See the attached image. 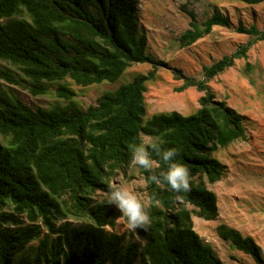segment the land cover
Segmentation results:
<instances>
[{
    "label": "trees",
    "instance_id": "obj_1",
    "mask_svg": "<svg viewBox=\"0 0 264 264\" xmlns=\"http://www.w3.org/2000/svg\"><path fill=\"white\" fill-rule=\"evenodd\" d=\"M138 5L139 0H0V60L11 65L0 67V79L25 86L33 95L57 84V95L69 100L33 108L0 87V264H14L34 240H39L37 248L22 264H223L195 229L192 214L206 220L219 217L218 195L207 181L221 180L225 165L214 152L246 134L244 116L218 99L208 81L247 57L264 31L239 23L236 31L252 40L204 66L202 79L173 69L184 79L180 91L191 86L204 91L196 112H158L144 119L147 82L166 63L147 53ZM187 12L190 22L179 37L182 46L214 26L232 25L220 12L201 24L194 11ZM144 62L153 69L104 92L96 104L81 108L72 100L75 91L67 78L82 86L115 82L132 64ZM138 133L178 149L176 159L191 173V190L177 200L166 182L155 185L142 169L151 218L148 232L137 229L142 242L108 231L119 211L95 198L97 191L108 192L118 169L129 165L127 145ZM152 157L159 165L157 174L166 170L159 157ZM68 216L87 220L63 221ZM216 232L264 264L263 248L252 235L227 223L218 224Z\"/></svg>",
    "mask_w": 264,
    "mask_h": 264
},
{
    "label": "rangeland",
    "instance_id": "obj_2",
    "mask_svg": "<svg viewBox=\"0 0 264 264\" xmlns=\"http://www.w3.org/2000/svg\"><path fill=\"white\" fill-rule=\"evenodd\" d=\"M187 11H194L199 24L214 12H220L230 17L232 25L214 26L209 34L191 45L182 46L179 37L189 28L190 22ZM137 16L139 32L147 36V53L166 63L158 65L155 78L147 82L144 119L158 112H196L200 108V98L204 91L194 86L180 91L184 79L177 78L173 69H180L185 76L202 79L204 66L211 65L252 40L249 35L236 31L239 23L246 26L255 24L264 31V2L247 4L237 0H139ZM0 67L11 65L0 60ZM152 69L153 64L149 62L134 63L115 82L104 81L82 86L70 78L65 81L75 91L72 100L81 108H87L96 104L104 92L114 90L130 82L137 74ZM208 84L218 99L225 100L244 116L246 135L214 152L225 165V173L217 182L207 181V186L218 195L220 215L215 220H206L193 212L194 226L201 237L214 246L223 264H257L250 255L220 238L216 227L220 223L231 224L243 234L252 235L264 251V39L252 42L247 57L236 59L234 65L214 76ZM56 85L51 84L45 94L33 95L25 86L0 79V87L5 93L12 98H20L33 108L51 107L56 103L67 104L69 100L57 95ZM110 182H122L148 205L142 168L128 165L118 169ZM107 196L108 192L95 193L99 201L106 202ZM110 206L117 210L115 206ZM188 207L194 208L190 204ZM120 215L122 213L119 212ZM84 220L87 219L68 216L63 221L77 224ZM107 229L124 233L126 241H143L137 230L126 227L125 219H116V225ZM45 233L43 229L41 237ZM38 243L39 240L30 242L16 256L14 264H22L24 256L32 257Z\"/></svg>",
    "mask_w": 264,
    "mask_h": 264
},
{
    "label": "clouds",
    "instance_id": "obj_3",
    "mask_svg": "<svg viewBox=\"0 0 264 264\" xmlns=\"http://www.w3.org/2000/svg\"><path fill=\"white\" fill-rule=\"evenodd\" d=\"M164 144L165 141L159 137L146 138L142 133H138L127 145L130 153L129 166L142 168L149 173V181L157 186L166 182L170 189L178 194L176 199L180 200L182 199L180 193L191 190L190 169L176 159L178 149L165 148ZM153 153L166 165V170L158 174L156 168L159 165L153 159ZM107 188L106 204L115 206L122 213L117 219H125L126 227L130 230L142 229L148 232L151 218L146 210L147 203L122 182H108Z\"/></svg>",
    "mask_w": 264,
    "mask_h": 264
},
{
    "label": "crops",
    "instance_id": "obj_4",
    "mask_svg": "<svg viewBox=\"0 0 264 264\" xmlns=\"http://www.w3.org/2000/svg\"><path fill=\"white\" fill-rule=\"evenodd\" d=\"M228 224V223H227ZM229 225H231V224H229ZM231 226H233V225H231ZM233 227H235V226H233ZM237 228V227H236ZM238 229V228H237ZM241 231V230H240Z\"/></svg>",
    "mask_w": 264,
    "mask_h": 264
}]
</instances>
